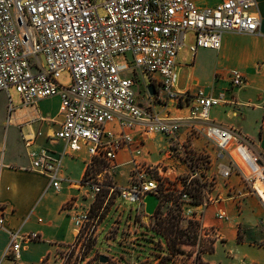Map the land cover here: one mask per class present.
<instances>
[{
    "label": "built area",
    "instance_id": "2783aa9c",
    "mask_svg": "<svg viewBox=\"0 0 264 264\" xmlns=\"http://www.w3.org/2000/svg\"><path fill=\"white\" fill-rule=\"evenodd\" d=\"M260 30L256 0H224L206 8L192 0H0V91L14 88L30 105L54 96L61 99L63 122L54 138L64 142L65 150L60 155L47 148L31 152V169L48 176L50 186L61 191L64 156L86 150L90 171L97 163L118 171L120 152L131 151L127 161L130 185L122 190V200L145 207L146 196L156 195L159 206L153 216L145 214V223L160 227L162 235L174 213L182 226L186 224L182 232L193 241L178 244L180 251L173 255L164 239V255L154 264H162L163 256L166 264H209L205 253L224 240L219 224L204 222L208 207L218 200L211 194L215 179L204 171H194L171 180L162 163L139 160L141 147L147 138L163 135L174 139L181 131L182 120L164 118L157 106L191 105L189 120L193 123L188 126L195 136L218 148L219 159L227 160L228 165H222L223 177L229 178L233 172L239 175L248 193L264 205V158L235 129L210 120L213 108L234 103L233 94L245 87L247 77L232 70L230 87L217 96L203 90L195 94L176 90L178 58L188 34L195 35L189 46L195 56L203 48L219 50L225 33L255 35ZM120 56L125 58L124 64L117 60ZM135 70L142 71L155 86L154 96L149 83L145 86L146 103L141 101ZM63 72L72 76L67 86L59 83ZM260 102L264 108V93ZM110 124H115L118 132L109 129ZM200 156L197 158L210 162L209 156ZM89 170L81 184L96 198L104 179ZM195 180L201 187L198 198L191 191ZM230 189L232 192L236 186ZM234 194L235 199L241 197L237 191ZM90 208L80 206L76 199L64 205L63 210L73 211L77 239L90 222ZM138 209L133 221L141 211ZM8 214L9 208L0 202L1 229L7 230ZM217 218L222 221L227 216L220 211ZM7 232L10 242L3 259L13 262L20 259L25 244L40 238L34 232ZM83 241L76 240L72 248L81 247Z\"/></svg>",
    "mask_w": 264,
    "mask_h": 264
},
{
    "label": "crops",
    "instance_id": "0c3cea01",
    "mask_svg": "<svg viewBox=\"0 0 264 264\" xmlns=\"http://www.w3.org/2000/svg\"><path fill=\"white\" fill-rule=\"evenodd\" d=\"M198 7H214L224 0H192ZM261 17L259 34L247 35L225 33L219 50L200 49L195 56L185 46L178 58V83L176 90L191 94L203 90L217 96L230 87V73L238 70L248 82L233 94V104L213 108L210 120L214 125L232 128L244 137L251 149L264 158V108L260 97L264 93V0H256ZM149 83V80L148 82ZM17 93V92H16ZM18 94V93H17ZM15 101L8 91H0V202L7 205L9 214L5 228L22 233H38L40 238L23 246L20 259L13 262L3 259L10 242L5 229L0 228V264H65L69 250L76 244V225L73 211L63 210L71 199L83 207H92L96 198L82 186L90 156L86 150L70 153L63 158L61 191L50 186L48 176L31 169V152L47 148L60 155L65 150L62 141L55 140L61 128V99L58 96L25 104L22 97ZM144 103L146 99L142 98ZM164 118L181 119L182 128L173 139L163 135L147 138L142 148L140 161L160 164L166 175L174 180L194 171L206 172L215 179L216 188L211 191L218 200L208 207L204 222L219 224L224 240L215 250L205 253L209 264H264V205L241 182L233 172L229 178L222 175L226 159L218 158V148L202 136H195L190 128L191 105L170 106L163 109ZM196 124V123H194ZM109 129L118 132L115 124ZM136 139L140 135L134 133ZM207 155L209 163L198 159ZM131 151H121L119 169L128 174L127 164ZM196 158V162L191 160ZM196 168V169H195ZM236 189L231 192V187ZM235 191L241 193L235 199ZM135 211L145 212L144 206L133 205ZM220 211L227 218L218 220Z\"/></svg>",
    "mask_w": 264,
    "mask_h": 264
},
{
    "label": "rangeland",
    "instance_id": "374dc122",
    "mask_svg": "<svg viewBox=\"0 0 264 264\" xmlns=\"http://www.w3.org/2000/svg\"><path fill=\"white\" fill-rule=\"evenodd\" d=\"M194 41L195 35L188 34L185 46H189ZM185 49L187 50L186 47ZM117 60L120 64L126 62L122 56ZM133 76L137 81L141 97L144 99L148 78L140 70H135ZM71 80L70 72H63L60 75L59 83L67 86ZM151 84L149 83V85ZM9 90L13 99L17 101L20 97L16 90L14 88ZM203 162L206 163V160L204 159ZM89 172L102 174L103 187L101 193L96 197L97 200L92 210H90V222L81 237L84 239L82 246L69 250L65 264H154L160 255H164L161 252L164 250V239L168 241L166 243L173 255H177L180 251L178 244L193 242L190 240L189 234L180 235L178 233L186 225L182 226L178 219H176V226L179 228H175L174 235H168L162 231V235H160V227L152 223H145L146 220L143 218L146 212L140 211L133 221L135 211L133 205L124 202L120 197L122 190L130 185L129 173H122L120 170H107L104 163H97L96 167ZM112 186L115 187V190L110 189ZM196 189L197 186L193 183L191 191L194 194H196ZM81 239H77V242H80ZM100 256L107 257L109 261L101 263ZM163 257L162 264H166L167 257Z\"/></svg>",
    "mask_w": 264,
    "mask_h": 264
},
{
    "label": "water",
    "instance_id": "95a60500",
    "mask_svg": "<svg viewBox=\"0 0 264 264\" xmlns=\"http://www.w3.org/2000/svg\"><path fill=\"white\" fill-rule=\"evenodd\" d=\"M148 90L152 96L156 94V89L154 85H149ZM145 211L149 216H153L159 206L160 199L154 194H149L144 199ZM99 261L101 263H107L109 259L105 256H100Z\"/></svg>",
    "mask_w": 264,
    "mask_h": 264
},
{
    "label": "trees",
    "instance_id": "16d2710c",
    "mask_svg": "<svg viewBox=\"0 0 264 264\" xmlns=\"http://www.w3.org/2000/svg\"><path fill=\"white\" fill-rule=\"evenodd\" d=\"M194 184L197 186V189H196V194L192 193L193 196H194L195 198H196V197H197V198H198V197H201V192H200V188H201V187H200L199 181H198V180H195V181H194ZM94 204H95V203H94ZM94 204L92 205L91 210H92ZM176 219H177L176 215H175L174 213H172L168 225H166V226L164 227V228H165V233H166V234H168V235H169V234H173V235H174L175 228H179V227L176 226ZM178 233H179L180 235L184 234L182 231H180V232L178 231Z\"/></svg>",
    "mask_w": 264,
    "mask_h": 264
}]
</instances>
